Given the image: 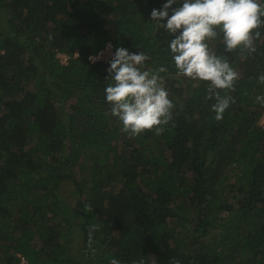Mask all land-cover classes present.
<instances>
[{
    "label": "trees",
    "instance_id": "trees-1",
    "mask_svg": "<svg viewBox=\"0 0 264 264\" xmlns=\"http://www.w3.org/2000/svg\"><path fill=\"white\" fill-rule=\"evenodd\" d=\"M163 2L0 0V264H264V26L252 54L210 42L238 72L216 120L151 22ZM106 41L166 69L162 133L111 115L109 60H87Z\"/></svg>",
    "mask_w": 264,
    "mask_h": 264
},
{
    "label": "clouds",
    "instance_id": "clouds-1",
    "mask_svg": "<svg viewBox=\"0 0 264 264\" xmlns=\"http://www.w3.org/2000/svg\"><path fill=\"white\" fill-rule=\"evenodd\" d=\"M150 18L171 37L168 49L176 74L207 82V98L216 101L212 104L215 119H223L234 98L221 95V90L234 88L238 72L210 42H222L225 52L255 53L259 29L264 26V0H164L159 8L151 9ZM101 56L98 53L90 59L95 62ZM148 60L143 51L117 47L106 69L105 102L122 129L133 136L146 130L162 133L175 108L161 75L166 69L150 70ZM258 79L264 82V75ZM255 99L264 104V95ZM110 264L121 262L113 257Z\"/></svg>",
    "mask_w": 264,
    "mask_h": 264
},
{
    "label": "built area",
    "instance_id": "built-area-1",
    "mask_svg": "<svg viewBox=\"0 0 264 264\" xmlns=\"http://www.w3.org/2000/svg\"><path fill=\"white\" fill-rule=\"evenodd\" d=\"M113 52H114V46H113L112 42L106 41L102 48L98 49L94 53H89L87 55V60L90 63H95V62H99V61H101V62L105 61L106 62V61L111 59ZM98 53H102V56L100 57V59L93 62V60H91L90 57H95ZM74 55L77 56L78 54L74 53ZM57 57L61 63H67V61L69 59L68 54H66L64 52H57ZM258 125L261 126L262 128H264V113L261 115L260 119L258 120ZM19 264H27L26 259L23 256L21 257Z\"/></svg>",
    "mask_w": 264,
    "mask_h": 264
},
{
    "label": "rangeland",
    "instance_id": "rangeland-1",
    "mask_svg": "<svg viewBox=\"0 0 264 264\" xmlns=\"http://www.w3.org/2000/svg\"><path fill=\"white\" fill-rule=\"evenodd\" d=\"M93 156V155H92Z\"/></svg>",
    "mask_w": 264,
    "mask_h": 264
}]
</instances>
